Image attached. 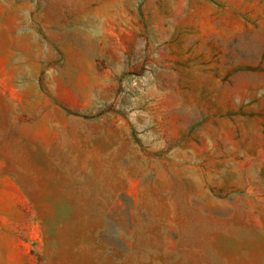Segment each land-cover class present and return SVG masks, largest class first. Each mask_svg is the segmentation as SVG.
<instances>
[{"label": "rangeland", "instance_id": "rangeland-1", "mask_svg": "<svg viewBox=\"0 0 264 264\" xmlns=\"http://www.w3.org/2000/svg\"><path fill=\"white\" fill-rule=\"evenodd\" d=\"M0 264H264V0H0Z\"/></svg>", "mask_w": 264, "mask_h": 264}]
</instances>
